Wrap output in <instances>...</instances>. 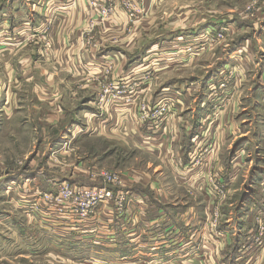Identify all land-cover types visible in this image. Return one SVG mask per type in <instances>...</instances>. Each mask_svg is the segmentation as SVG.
Instances as JSON below:
<instances>
[{
    "label": "rangeland",
    "instance_id": "obj_1",
    "mask_svg": "<svg viewBox=\"0 0 264 264\" xmlns=\"http://www.w3.org/2000/svg\"><path fill=\"white\" fill-rule=\"evenodd\" d=\"M85 14L87 25L79 36L87 40L94 33L92 24L109 17V62L114 63L109 73L122 65L123 55L131 56L139 71L135 79L132 74H109V111L136 102L138 122L158 130L164 124L153 118L158 105L148 104L146 96L133 101L140 86L150 84L151 90L158 72L169 67L165 80L178 78L181 87L196 84L188 163L182 167L172 157L173 163L167 159L166 165L160 155L110 128L96 132L91 124L89 131L90 116H102V122L106 118V111L100 113L103 106L92 111L87 102L90 93L83 82L89 76L65 70L54 55L48 26L21 28L16 43L5 41L18 45L12 55L16 84H8L11 80L5 77L0 82L9 85L0 88V264H170L158 262L159 257L143 263L138 249L128 244V238L142 233L143 223L148 221L150 227L146 233L156 225L140 214H148L151 205H163L169 212L174 207L197 212L211 241L217 239L212 233L219 232L220 224L212 226V213L216 209L220 218L221 205L236 224L232 243H239L248 257L263 249L264 111L262 116L258 104L259 84L264 85V0H109V6ZM57 15L54 11L51 20ZM172 40L176 44L153 55L154 44ZM239 45L252 56L236 49ZM224 126L229 137L220 146L218 132ZM169 167L178 169L180 183ZM102 172L117 174L123 185L102 180L98 185L113 191L133 188L146 197L147 206L114 199L84 218L73 197L58 201L55 184L95 185L90 178ZM38 192L55 199L43 201ZM138 226L141 229L134 231ZM191 242L183 240L181 247ZM180 259V264H188L191 257L185 253ZM247 263L256 262H227Z\"/></svg>",
    "mask_w": 264,
    "mask_h": 264
},
{
    "label": "crops",
    "instance_id": "obj_2",
    "mask_svg": "<svg viewBox=\"0 0 264 264\" xmlns=\"http://www.w3.org/2000/svg\"><path fill=\"white\" fill-rule=\"evenodd\" d=\"M103 2L101 5L109 6V0H103ZM92 3L93 0H0V61L2 60V66H0V82L5 77L11 80L8 84L15 85V81L17 80V65L14 64L12 55L18 49V45L7 43H16L19 37L18 32L23 27H39L44 29L47 26L50 38L52 37L53 46L55 51H57V54L54 55L56 58L59 57L60 62L65 65V70L78 77L89 76L90 79L88 78L87 82H83V89L88 88L90 98L87 102L91 103L94 108L95 106L97 108L99 105L97 103V94L100 92L101 85L107 81L109 82V74L110 77L114 78L118 76V73L119 75L124 73L126 76L132 74V77L135 79L134 75H137L139 71L135 68V60L132 61V57L129 55H123V61L120 62L122 65L115 67V71L109 73V64H114L109 62V17L97 22V24H92L94 26V33H92V36H89V40L86 38L82 39L79 36V30L87 25V15L85 13L87 11L97 10V8L92 6ZM54 11L58 12V15L54 16L51 20V15ZM82 12H85L84 15ZM248 26L246 25V27ZM239 27H243L241 23H239ZM72 29H75V31L72 32ZM82 40L86 43V48H84V42ZM5 41L8 42L5 43ZM172 44H176V42L172 40L169 44H165L164 42L160 43L159 46L154 44L153 55L157 54L158 51H164L165 46ZM237 48L240 51L246 50L247 53L249 51L252 56V51L245 46L239 45ZM137 55L135 54L133 57L136 58ZM169 70H172V68L169 67L158 72L157 77L152 81L154 87L151 90L150 84L140 86L141 89L135 94L133 100L138 101L143 96H146L147 103H151V105L160 103L165 97H170V102L173 100L170 108L173 114L171 116L169 114L167 115L168 118L166 117V121L163 122L164 124L160 129L153 130L154 127L151 128L146 124L138 122L137 108H135L136 102H133V104L129 105L121 104L122 110H117L114 107L111 111H109V103L104 104L103 112L106 111L105 122H102V116H90L89 131L94 125L96 132H99V129H106L109 132V128L111 132H122L129 141L134 140L135 143L140 144L146 151L156 156L160 155L164 160L163 163L166 165L169 164L167 163V159L172 161V163L174 159L176 161L178 160L182 167L186 166L188 163L187 153L191 147L190 135L195 133H192L194 121L191 125H189V122L190 119L192 121L191 110L194 108V104L192 108V94L196 89V84L190 82L189 85L181 87L178 78L172 77L170 79L166 78L165 80L164 75ZM30 76L32 79V72ZM263 78L264 70L261 72L260 80L262 81ZM156 80H158L159 84ZM8 84L4 82L0 84V88L1 85H5L8 88ZM262 84L263 82L259 84L260 99L258 104L261 112L262 109L264 111V85ZM130 106L132 107L130 108ZM96 108L92 111H97ZM263 118L262 122H264ZM78 126H75V128H78ZM86 128L82 130L84 131L83 134L87 133ZM226 129H228V126H224L218 132L220 146H225L227 142L226 138L229 137ZM262 140L263 142H260V147L264 148V139ZM235 164L239 165L238 162H235ZM229 165H233V162L231 161ZM169 170H171L170 167ZM171 171L176 181L179 182L181 178L177 174L178 169L176 172L173 169ZM224 179L227 181L226 177ZM155 197L157 198V196ZM162 201V197H159L161 204ZM225 201L226 197L223 198V203ZM155 207V205H151L148 214L144 213V211L140 212V214L143 213V217L146 220L147 218H152L156 225L146 233L145 229L150 228L147 221L142 224V233L138 231L133 239L130 240L128 238V244L138 249V255L143 256H141L143 261L148 260L150 257H159L161 259L158 262L180 264V257L187 253L191 257V259L186 260V262H190L188 264H202V262L206 264L256 262L255 264H259L260 262H264V252L260 251L264 247L253 256L248 257V254L239 250V243H232L233 240L231 239L230 233L236 227V224L232 219L230 220L226 214L227 212L221 205L220 224L217 229L219 234L212 233L217 238L213 241L210 239L211 234L207 230L206 223L202 225L204 220L200 218L198 221L196 216L197 212L180 207H174L169 212L163 205H158V208ZM132 227L134 228L135 225ZM140 229L138 226L134 231ZM188 239L192 240V242L185 247H181V242ZM142 251H145L144 255ZM239 252L241 257L236 258L239 256Z\"/></svg>",
    "mask_w": 264,
    "mask_h": 264
},
{
    "label": "built area",
    "instance_id": "obj_3",
    "mask_svg": "<svg viewBox=\"0 0 264 264\" xmlns=\"http://www.w3.org/2000/svg\"><path fill=\"white\" fill-rule=\"evenodd\" d=\"M101 1L103 0H93L92 6L94 8L104 7L105 5H101ZM100 9V8H99ZM172 97V96H171ZM170 97H165L160 103H158V109H157V115L156 117L153 116V118H157L160 120V122H163L165 119L164 116L168 114V111L171 108V104L173 102H170ZM174 99V97H173ZM97 103L99 106H103L104 104L109 103V82H105L101 85L100 92L97 94ZM141 110H144V106L141 104ZM103 110L100 112L102 113ZM100 177V178H99ZM99 178V179H98ZM91 180L95 181V185H78L74 186L73 183H69L68 181H61L58 184H55V190L57 191V199L58 201L62 198H74V203L78 204L80 215L84 218L88 217L89 214L92 212V210L99 208L101 204L107 205L112 200H117L118 202L125 203L126 200L134 201L141 205V208L144 209L146 205V199L141 197L138 192L133 191L131 189H124L118 187L116 191H113L109 189V187L105 185H98V180H102L108 185H123L122 182L119 180V177L117 174L113 173L110 174L109 172H102L98 173L96 175H93ZM38 195L40 199L46 202H52L55 197L51 194L38 192ZM120 211V210H118ZM213 221L212 226L216 227L217 224H219L220 218L218 217L217 210H213ZM141 262H149L141 261Z\"/></svg>",
    "mask_w": 264,
    "mask_h": 264
},
{
    "label": "bare ground",
    "instance_id": "obj_4",
    "mask_svg": "<svg viewBox=\"0 0 264 264\" xmlns=\"http://www.w3.org/2000/svg\"><path fill=\"white\" fill-rule=\"evenodd\" d=\"M97 10H99L98 6H97ZM167 115H168V114H167ZM163 122H164V121H163ZM163 122H162V123H163ZM78 125H79V124H78ZM78 125H75V126H78ZM78 127H79V126H78ZM76 128H77V127H76Z\"/></svg>",
    "mask_w": 264,
    "mask_h": 264
}]
</instances>
